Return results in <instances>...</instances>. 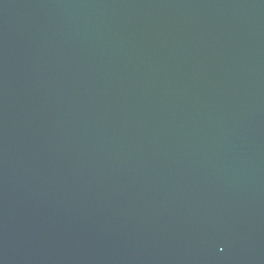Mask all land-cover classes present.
Segmentation results:
<instances>
[{
  "label": "water",
  "instance_id": "1",
  "mask_svg": "<svg viewBox=\"0 0 264 264\" xmlns=\"http://www.w3.org/2000/svg\"><path fill=\"white\" fill-rule=\"evenodd\" d=\"M0 264H264V0H0Z\"/></svg>",
  "mask_w": 264,
  "mask_h": 264
}]
</instances>
